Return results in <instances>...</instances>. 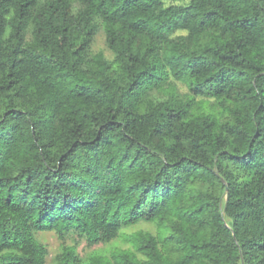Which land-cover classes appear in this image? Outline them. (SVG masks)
Instances as JSON below:
<instances>
[{"label": "trees", "instance_id": "1", "mask_svg": "<svg viewBox=\"0 0 264 264\" xmlns=\"http://www.w3.org/2000/svg\"><path fill=\"white\" fill-rule=\"evenodd\" d=\"M0 264H264V0H0Z\"/></svg>", "mask_w": 264, "mask_h": 264}, {"label": "rangeland", "instance_id": "2", "mask_svg": "<svg viewBox=\"0 0 264 264\" xmlns=\"http://www.w3.org/2000/svg\"><path fill=\"white\" fill-rule=\"evenodd\" d=\"M188 2L189 0H165L166 5H186L188 4ZM184 33L185 32H177L174 35L184 34ZM91 53L92 54L101 53L107 59H112V53L109 51V49L106 46L105 33L102 28L98 29L93 39V42L91 44ZM169 82L171 86L175 88L176 93L180 97H185L187 95L188 90L182 83L174 79H170ZM138 230L155 233L156 226L150 223L139 222L125 229L127 233L135 232ZM36 237L47 248L48 250L47 261L50 262L51 258L59 251L62 241L58 238L57 234L54 231L39 232L37 233ZM66 243L73 245L74 244L73 238H67ZM128 246L129 244L124 242L122 239L117 238L107 244L102 243L94 246H88L86 242L82 241L76 246V250L80 255L84 256L92 250H97V249L111 250L114 247L126 248Z\"/></svg>", "mask_w": 264, "mask_h": 264}]
</instances>
